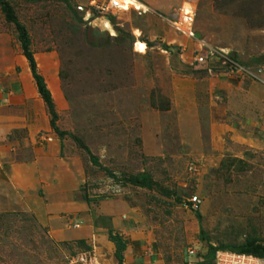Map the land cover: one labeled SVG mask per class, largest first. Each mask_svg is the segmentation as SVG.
Listing matches in <instances>:
<instances>
[{"label": "rangeland", "instance_id": "obj_1", "mask_svg": "<svg viewBox=\"0 0 264 264\" xmlns=\"http://www.w3.org/2000/svg\"><path fill=\"white\" fill-rule=\"evenodd\" d=\"M3 1L29 33L64 135L0 10V79L21 82L29 102L16 110L33 130L4 143L31 171L17 170L25 189L0 212V264H68L88 248L118 264L111 232L134 248L127 264H198L210 247L264 243V0H131L150 11H121L111 26L79 10L109 0ZM191 2L197 42L166 22ZM202 41L216 55L207 65L194 62ZM140 175L155 187L125 182Z\"/></svg>", "mask_w": 264, "mask_h": 264}, {"label": "built area", "instance_id": "obj_2", "mask_svg": "<svg viewBox=\"0 0 264 264\" xmlns=\"http://www.w3.org/2000/svg\"><path fill=\"white\" fill-rule=\"evenodd\" d=\"M129 9H135L140 14H145L150 11L146 6H142L140 9H136L131 0H109L108 3L99 5L96 2L91 3L90 8L85 10L79 8L81 12H85L86 20L90 23L108 22L111 26L110 17L121 11H127ZM196 3L191 2L184 5L182 9L177 12L170 20L166 22L168 25L179 35L197 42V35L195 32L196 22ZM96 15L98 17H96ZM96 17V19H94ZM200 49L195 51V61L199 65H207L209 60H216V55L209 49V46L205 42H198ZM205 51L206 56H202L201 53ZM220 66L225 67L231 74H246L247 71L240 65L233 63L228 58L223 57V61L220 62ZM194 170L193 166L190 168ZM191 209L197 210L200 205L199 197L194 196L189 200ZM81 225H75V229H79ZM190 255L194 256L195 252L190 251ZM215 264H264V258H259L251 255L238 254L230 251H219L216 253ZM68 264H103L98 256L95 248H88L81 250L70 257Z\"/></svg>", "mask_w": 264, "mask_h": 264}, {"label": "trees", "instance_id": "obj_3", "mask_svg": "<svg viewBox=\"0 0 264 264\" xmlns=\"http://www.w3.org/2000/svg\"><path fill=\"white\" fill-rule=\"evenodd\" d=\"M35 1L41 2L42 0H35ZM0 10L5 17L6 22L14 25L16 28V31L18 33L19 42L22 47L23 56L26 58V60L29 63L32 77L37 86L38 94L40 95L44 103L46 104L47 106L46 108L49 109V113L52 116L51 128L59 137H62L64 134L61 133V131L58 129L56 125V122L58 121V116H57V113L55 112L52 94L50 90L48 89L44 78L38 72L37 62L31 50L32 43H31L29 33L26 27L19 21L18 17L15 14L14 9L9 3L3 0H0ZM113 20H115L114 17H110L111 23H113ZM75 141L82 147V149H84L86 152H89L88 148L79 139H75ZM90 158L92 159V162L96 167H98L103 172L107 173L110 177L114 179L116 178L115 175H113L107 169L102 167L96 158H94L93 156H91ZM125 182H127L128 184L132 186L138 187V188L152 189L155 187V183L148 176H145V175L131 177L129 179H126ZM84 198L86 201L89 202V199L87 197H84ZM200 234L202 235L203 240L205 241L204 232L201 231ZM110 241L115 245V248H116L115 258L117 260V263L125 264L124 253L127 250L126 242L122 239L121 236L115 235L113 232L110 233ZM221 250L235 252L238 254L251 255V256H255L259 258H264V243L259 240H251V241H248L246 244L238 246V247H231V248L224 247L222 249L210 247L208 250L200 253L197 256L199 260L198 264H215L214 257L216 256V253ZM209 258H212L211 262H209Z\"/></svg>", "mask_w": 264, "mask_h": 264}, {"label": "crops", "instance_id": "obj_4", "mask_svg": "<svg viewBox=\"0 0 264 264\" xmlns=\"http://www.w3.org/2000/svg\"><path fill=\"white\" fill-rule=\"evenodd\" d=\"M18 89H20V92ZM28 102V96L21 90L20 81L7 78L0 79V212L13 208L10 199H8L11 197L12 192L17 189H25L24 180L22 181L23 183H20L21 178L15 176L17 170L23 172V175L30 179V166L17 163L15 160L10 161L11 157H7L3 152L5 139L8 140L10 134L26 132L28 138L33 136L30 122L21 120L22 112L16 110V108L26 107ZM19 142L17 140V144ZM8 154L14 158L16 156L14 152ZM25 197L21 196L18 198L25 200ZM134 255H136L134 248L128 247L125 252L126 264Z\"/></svg>", "mask_w": 264, "mask_h": 264}, {"label": "water", "instance_id": "obj_5", "mask_svg": "<svg viewBox=\"0 0 264 264\" xmlns=\"http://www.w3.org/2000/svg\"><path fill=\"white\" fill-rule=\"evenodd\" d=\"M96 22H94V24H95Z\"/></svg>", "mask_w": 264, "mask_h": 264}]
</instances>
